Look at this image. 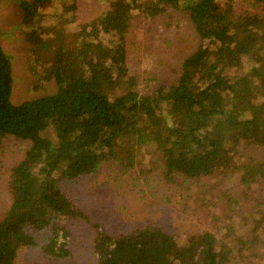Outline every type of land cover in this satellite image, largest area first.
Wrapping results in <instances>:
<instances>
[{
    "label": "trees",
    "instance_id": "obj_1",
    "mask_svg": "<svg viewBox=\"0 0 264 264\" xmlns=\"http://www.w3.org/2000/svg\"><path fill=\"white\" fill-rule=\"evenodd\" d=\"M53 1L18 0L34 86L53 81L52 91L13 102L11 57L0 44V264H19L23 248L39 241L48 255L74 259L78 220L95 231L86 264H233L244 248L253 257L234 226L238 212H223L222 226L185 234L155 218L105 230L87 212L91 187L77 196L72 182L106 162L130 168L140 147L154 144L168 179L236 171L247 189L262 185L264 158L237 152L243 140L264 143V0H93L100 9L86 20L76 13L78 0L45 12ZM185 12L198 45L172 81L143 93L128 54L131 30L179 27ZM11 141L19 142L16 154ZM254 206L240 214L250 241L264 234V195Z\"/></svg>",
    "mask_w": 264,
    "mask_h": 264
},
{
    "label": "rangeland",
    "instance_id": "obj_2",
    "mask_svg": "<svg viewBox=\"0 0 264 264\" xmlns=\"http://www.w3.org/2000/svg\"><path fill=\"white\" fill-rule=\"evenodd\" d=\"M58 1L54 0L51 8L44 11H58ZM18 8V0H0V44L11 57V100L15 103L54 89L53 81L46 83L45 88L34 86L38 79L26 64L30 61L29 45L24 37V26L18 17ZM99 9V4L93 0H78L76 13L79 18L86 20L97 14ZM182 18L186 19L182 21ZM177 19L179 23H184L179 27L175 23L154 35L137 36L136 29L130 32V64L132 70L143 77L140 84L143 93H151L159 85L172 81L180 59L199 43V35L187 13L179 15ZM18 143L11 141L8 150L18 153ZM239 149V156L243 153L264 158V143L252 144L243 140ZM162 170L163 159L160 153L154 144H147L140 147L137 162L132 167L123 170L113 162L103 163L96 172L73 179V189L77 190V196H84L91 187L95 197L90 199L87 212L90 219L99 222L105 230L129 229L155 218L164 221L174 232L185 234L196 225L210 228L222 226L223 212H238L234 226L243 238L249 240V246L254 247L257 253L253 257H246L244 248L239 258L236 255L233 264H264V234L259 236L258 241H250L253 232L249 234L250 230L240 218V214L253 211L255 198L264 195L261 191L264 189V180L262 185L254 182L247 189L239 181V173L236 171H217L196 178L174 175L168 179ZM3 176L5 172L0 173V189L3 188ZM227 194H235L232 197L241 199L240 205L236 207L231 203ZM1 204H4L3 199H0ZM214 215L219 217L215 218ZM88 223L83 220L75 222L71 246L74 259L48 255L41 250L39 241L38 244L23 248L25 255L21 254L19 264H86L92 253L95 234L94 228ZM258 245L263 246V250H257Z\"/></svg>",
    "mask_w": 264,
    "mask_h": 264
}]
</instances>
